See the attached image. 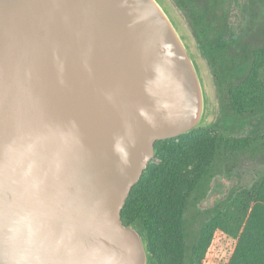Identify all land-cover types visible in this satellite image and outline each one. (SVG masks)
Returning <instances> with one entry per match:
<instances>
[{
	"label": "water",
	"instance_id": "water-1",
	"mask_svg": "<svg viewBox=\"0 0 264 264\" xmlns=\"http://www.w3.org/2000/svg\"><path fill=\"white\" fill-rule=\"evenodd\" d=\"M206 109L159 0H0V264H150L123 209Z\"/></svg>",
	"mask_w": 264,
	"mask_h": 264
},
{
	"label": "rangeland",
	"instance_id": "rangeland-1",
	"mask_svg": "<svg viewBox=\"0 0 264 264\" xmlns=\"http://www.w3.org/2000/svg\"><path fill=\"white\" fill-rule=\"evenodd\" d=\"M160 1L196 58L203 77L207 109L195 133L159 143V154L151 161L154 166L126 202L123 220L149 229V248L157 256L159 264H193L192 245L199 237L201 222L209 221L212 216L208 211L225 202L232 191L245 194L264 180V155H261L244 158L234 176L216 175L207 195L197 200L195 206L191 192H183L207 161L214 157V142L220 132L241 136L248 134L253 126L249 119L224 121L222 100L229 94L233 83H240L233 68L241 63L242 56L251 55L255 49H264V0H247L248 8L244 11L242 0H186L204 17L203 39L224 47L225 66L229 70L227 76L224 69L217 67L216 72L211 66L186 8L177 0ZM218 74L224 77L219 79ZM220 81L224 85H220ZM249 195L242 196L238 207L233 208L227 203L228 233L220 231L215 235L203 264H227L235 245L232 236L234 219H245L249 202L252 206L262 202L258 194L251 192ZM141 210L146 212L147 219L152 220V227L150 223L147 227V221L140 215ZM181 234L185 238L180 237Z\"/></svg>",
	"mask_w": 264,
	"mask_h": 264
},
{
	"label": "trees",
	"instance_id": "trees-1",
	"mask_svg": "<svg viewBox=\"0 0 264 264\" xmlns=\"http://www.w3.org/2000/svg\"><path fill=\"white\" fill-rule=\"evenodd\" d=\"M178 4L188 12L196 35L202 40V45L205 50L211 66L217 72V67L224 69V75L227 76L229 70L225 66L223 46L219 43L212 44L210 41L203 39L204 17L196 9H193L186 0H177ZM238 63L233 68V71L238 74L240 83L232 84L229 88V94L222 100V119H237L239 121L249 119L253 121V126L250 132L246 135L232 136L220 132L214 142V157L209 159L202 167L199 174L193 179L192 184L183 189V192H191V196L195 206L196 201L204 198L210 190L211 182L216 175H236L237 169L240 167L244 158H258L264 155V49H255L251 55L242 56ZM223 76L217 75L219 79ZM220 85H224L220 81ZM216 125L215 127H218ZM198 128L182 134L175 138H180L191 133H195ZM174 139V138H171ZM170 140V139H166ZM156 143V155L159 154V143ZM153 161V160H152ZM153 162H150L148 168L144 172L140 181L135 185H139L148 175L153 167ZM133 188L128 200L134 193ZM189 188V189H188ZM251 192L258 194L262 202L252 206L247 204L248 208L245 219H234L232 236L235 238L234 249L229 257L227 264H264V180L258 183L251 191L239 195L232 191L225 202L219 203L218 207L210 209L208 213L212 216L209 221L201 222L199 237L192 245V263L203 264L207 249L215 241V235L220 231L228 233L229 227L226 217L229 213L228 202L233 208L240 206V199L249 197ZM243 196V197H242ZM127 200V201H128ZM192 205V206H193ZM122 212V218L124 214ZM213 211V212H212ZM144 213V214H143ZM141 217H144L147 227H152V220L147 219L146 212L140 211ZM125 223V221L123 220ZM181 223L183 221L181 220ZM128 226L139 228L144 237L146 247L149 253L150 264H159L157 256L149 248L150 231L148 228L132 223ZM184 227V225H183ZM185 234V233H184ZM184 235L181 234L180 237ZM185 238V236L183 237Z\"/></svg>",
	"mask_w": 264,
	"mask_h": 264
},
{
	"label": "flooded vegetation",
	"instance_id": "flooded-vegetation-1",
	"mask_svg": "<svg viewBox=\"0 0 264 264\" xmlns=\"http://www.w3.org/2000/svg\"><path fill=\"white\" fill-rule=\"evenodd\" d=\"M160 1V0H159ZM246 1L247 0H242V7H243V11L244 10H246L247 8H248V6H247V4H246ZM161 2V1H160ZM162 3V2H161ZM162 6L166 9V7L162 4ZM166 11L168 12V14L170 15V17L172 18V16H171V14L169 13V11L166 9ZM172 20L174 21V19L172 18ZM174 23H175V21H174ZM175 25H176V23H175ZM176 27L178 28V26L176 25ZM178 31L180 32V29L178 28ZM180 34H181V36L183 37V35H182V33L180 32ZM183 39H184V37H183ZM184 41H185V39H184ZM185 43H186V41H185ZM187 44V43H186ZM188 45V44H187ZM189 47V46H188ZM190 48V47H189ZM191 50V49H190ZM192 52V51H191ZM193 53V52H192ZM194 55V54H193ZM195 57V56H194ZM195 60H196V58H195ZM197 62V61H196ZM199 67V66H198ZM200 69V68H199ZM201 76H202V74H201ZM202 79H203V77H202ZM204 83V82H203Z\"/></svg>",
	"mask_w": 264,
	"mask_h": 264
}]
</instances>
